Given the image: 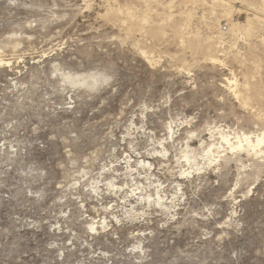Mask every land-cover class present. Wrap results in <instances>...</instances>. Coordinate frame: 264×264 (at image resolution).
<instances>
[{
    "label": "rangeland",
    "instance_id": "obj_1",
    "mask_svg": "<svg viewBox=\"0 0 264 264\" xmlns=\"http://www.w3.org/2000/svg\"><path fill=\"white\" fill-rule=\"evenodd\" d=\"M219 132H264V0H0V264H264Z\"/></svg>",
    "mask_w": 264,
    "mask_h": 264
},
{
    "label": "bare ground",
    "instance_id": "obj_2",
    "mask_svg": "<svg viewBox=\"0 0 264 264\" xmlns=\"http://www.w3.org/2000/svg\"><path fill=\"white\" fill-rule=\"evenodd\" d=\"M130 24H131V22H130ZM218 134H219V137H220L221 142L224 143L225 145H227L231 151H241V150H243V151H245L247 153H249L251 151L255 155H257V153H256L257 150H259L260 146L264 145V132L261 133L260 135H256L254 141L251 140L248 136H243V139L242 140H240L238 137H236V141H237L236 144L231 143V139H230L229 135L225 134L224 132H219ZM242 142L245 145H242ZM219 148H222V147H219ZM219 148H215V146L213 144L210 145L207 148V150L205 151V153H204V159L211 163L214 158L218 157V154H219L218 150H219ZM184 158H185V160L187 162L189 161V159L187 157V154L184 155ZM141 163H144V162H141ZM156 204L160 208L167 209L166 205H164L163 201L159 197L157 198Z\"/></svg>",
    "mask_w": 264,
    "mask_h": 264
}]
</instances>
